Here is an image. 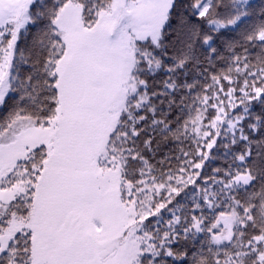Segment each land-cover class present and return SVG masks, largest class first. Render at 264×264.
Segmentation results:
<instances>
[{
    "label": "snow or ice",
    "instance_id": "1",
    "mask_svg": "<svg viewBox=\"0 0 264 264\" xmlns=\"http://www.w3.org/2000/svg\"><path fill=\"white\" fill-rule=\"evenodd\" d=\"M0 264H264V0H0Z\"/></svg>",
    "mask_w": 264,
    "mask_h": 264
},
{
    "label": "rangeland",
    "instance_id": "2",
    "mask_svg": "<svg viewBox=\"0 0 264 264\" xmlns=\"http://www.w3.org/2000/svg\"><path fill=\"white\" fill-rule=\"evenodd\" d=\"M4 114H6V113H4L3 110H0V116H2V115H4Z\"/></svg>",
    "mask_w": 264,
    "mask_h": 264
},
{
    "label": "trees",
    "instance_id": "3",
    "mask_svg": "<svg viewBox=\"0 0 264 264\" xmlns=\"http://www.w3.org/2000/svg\"><path fill=\"white\" fill-rule=\"evenodd\" d=\"M255 2H256V3H259V2H260V0H255Z\"/></svg>",
    "mask_w": 264,
    "mask_h": 264
}]
</instances>
